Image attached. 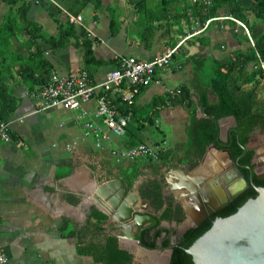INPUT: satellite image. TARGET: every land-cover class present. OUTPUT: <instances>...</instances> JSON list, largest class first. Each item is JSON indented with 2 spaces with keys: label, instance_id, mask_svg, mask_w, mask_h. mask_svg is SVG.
<instances>
[{
  "label": "crops",
  "instance_id": "obj_1",
  "mask_svg": "<svg viewBox=\"0 0 264 264\" xmlns=\"http://www.w3.org/2000/svg\"><path fill=\"white\" fill-rule=\"evenodd\" d=\"M20 1L11 8L0 0V22L5 21L11 11L16 12ZM23 1L29 3L27 17L41 29L42 36L37 38V45L46 62L41 65L62 75L86 69L95 83L103 82L117 67L118 58L152 59L176 46L189 33L201 29L183 41L167 66L156 69L151 84L140 88L129 105L128 124L121 135L108 131L102 118L97 116L96 96L76 110L62 107L39 110L35 93L44 81L25 72L31 64L29 55L34 50L28 36L11 38L12 48L23 59L17 62L10 80L16 101V109L6 120L11 140L0 142V247L9 264H101L79 249L81 239L88 242L103 240L105 236L117 238L119 247L132 255V264H166L168 249L160 245L149 249L135 240L116 236L122 231L105 214L106 203L95 198L96 190L107 182L120 179L126 185L134 209L141 213L147 210L153 215L140 188L149 180H159L164 186L166 203L179 205L184 219L190 222L200 217L203 206L191 201L184 183L202 181L203 186L210 183L218 191L217 195L210 188L207 197L211 201H217L226 193L224 185L212 181L228 171L224 153L216 149L205 152L204 159L193 167L188 164L162 165L159 160L147 158H138L132 164L131 160L118 161L113 152L141 143L162 142L169 149H177L187 142L191 121L189 110L183 105L158 102L165 98L168 90H178L190 82L192 57L202 55L224 60L233 53L248 52L252 48L254 39L264 29V22L250 11L255 1L237 0L248 10L246 18L250 30L245 23L242 22L247 30L237 23L238 19L229 13V5L219 8L217 16L199 25L197 20L190 18L192 10L187 8L184 0ZM193 1L196 0H187L188 3ZM69 14L80 15L82 25L69 22ZM81 30L92 42L89 63L85 62ZM247 69L253 71L254 64L250 62ZM126 87L123 83L120 89ZM120 89L103 94L122 114L118 109L124 103ZM259 91L264 100V79ZM100 92L102 94V91L98 94ZM196 114L197 118L203 117L198 107ZM232 117L222 118L223 136L225 131L228 135L229 129L235 127ZM85 122H92L108 133L109 138L100 147L95 145L92 135H84ZM260 132L256 129L250 136L253 151L258 152L261 146L264 147V133ZM73 142V148L67 149L66 146ZM181 167L188 173L180 171ZM133 172L138 175L130 187L127 180ZM221 186L224 191L218 189ZM114 188L116 194L120 193V185ZM100 215L103 216L102 234L97 237L87 234L80 239L76 232L88 221L98 223ZM65 222L67 226L64 227ZM165 222L170 228L177 224ZM154 231L151 230L149 235ZM129 232L134 234L135 227Z\"/></svg>",
  "mask_w": 264,
  "mask_h": 264
},
{
  "label": "trees",
  "instance_id": "obj_2",
  "mask_svg": "<svg viewBox=\"0 0 264 264\" xmlns=\"http://www.w3.org/2000/svg\"><path fill=\"white\" fill-rule=\"evenodd\" d=\"M3 1L12 8L20 0ZM184 1H186L187 8L192 10L190 18L197 20L199 25H202L208 18L217 16L219 8L229 5V13L235 19L245 23L249 30L251 29L246 18L248 10L241 7L237 0H209V4H205L202 0L189 3L187 0ZM254 1V6L250 11L264 22V0ZM20 2L16 12L11 11L6 20L0 22V121H6L16 109L10 80L13 79L17 62L23 59L12 48L11 38H20L21 35L28 36L29 45L34 51L29 55L31 64L29 63L30 66L25 69V72L44 81L41 88L48 82L52 71L45 65H41L42 62L46 63L41 58L42 52L37 45V38L42 36V33L40 27L27 17L29 3L23 0ZM81 31L83 37L81 45L85 49V62L89 63L92 58V42L86 36L85 31ZM262 61H264V29L254 39V44L248 52L233 53L224 60L209 59L202 55L192 57L193 76L190 82L179 87L178 92L167 93L165 98L158 102L159 104L183 105L189 110L191 116L187 128V142L177 149H168L161 153L159 161L162 165L188 164L193 167L199 163L206 148L210 144H215L230 151L234 160L238 162L241 172L252 184L247 192L242 193L227 206L209 216L201 225L190 227L183 234L177 233L175 228L167 229L158 226L161 221H174L179 224L184 220V212L179 205H174L171 202L166 203L162 182L154 179L141 186L140 194L150 203L152 214L158 223L142 231L140 243L149 249L156 248L158 240H160V246L163 249L171 246L172 253L169 264H193L192 257L186 252V249L209 229L215 218L234 213L247 199L256 196V186L264 187V180L258 179L253 172L254 151L244 148L256 129L264 130V100L261 99L259 91L260 84L264 79ZM250 62L254 64L255 69L249 72L247 66ZM34 70L38 72L33 73ZM197 102L205 115L200 118H197L196 114ZM130 104L124 102L118 106V109L122 114L127 115ZM227 116L235 118L236 126L229 129L227 141L223 142L219 135L218 120ZM180 153L181 158L178 159ZM130 162L133 164L134 161ZM137 175V172H133L127 180L128 186H132ZM99 218L97 219L98 223L88 221L82 230L74 231V233H78L80 239L87 234H92L95 237L101 235L103 216L100 215ZM65 226H67V222H65ZM151 230H155L153 235H149ZM171 237L175 238L173 243ZM81 243L80 252L91 255L95 262L132 264V255L119 247L118 240L114 236H105L103 240L88 242H83L81 239Z\"/></svg>",
  "mask_w": 264,
  "mask_h": 264
},
{
  "label": "water",
  "instance_id": "obj_3",
  "mask_svg": "<svg viewBox=\"0 0 264 264\" xmlns=\"http://www.w3.org/2000/svg\"><path fill=\"white\" fill-rule=\"evenodd\" d=\"M197 107L202 116H205L199 103H197ZM221 121L222 118L218 120L219 135L220 139L225 142L227 141V131L224 132L223 136ZM234 126H236L235 120ZM250 143L251 137L244 146L246 150L253 148ZM211 148L223 152L225 155L228 171L221 177L213 178L212 181L214 184L221 183V185H224L226 193L221 198L219 197L217 201H211L207 197L210 188L217 195L218 191L210 183L209 186H203L202 181L196 182L194 179H192L194 181L192 183H184L188 197L191 198L192 202H200L203 209L198 219L190 222L185 218L179 223L182 224L181 228L179 227V234H183L190 227L201 225L209 216L227 206L252 186L228 149L210 144L205 152L207 153ZM206 153H204L201 160L204 159ZM258 159V152L254 150L252 164ZM180 171L188 173V170L183 167L180 168ZM258 178L261 180V177ZM115 185H120V193H115ZM218 189L223 190L224 188L221 186ZM255 191L256 196L247 199L234 213L215 218L209 229L186 249V252L192 257L193 264H264V187L256 186ZM95 198L98 201L101 198L106 203L107 211H105V214L112 219L114 226L122 231V234L116 235L119 239L128 238L140 243L142 231L158 223L157 219L149 214L147 210L141 213L134 209L126 185L120 179L99 186ZM165 223V221H161L159 225L167 227ZM133 227H135V232L130 234L129 231ZM174 240L173 237L171 242L173 243ZM157 245L159 246L160 242ZM166 249H168L166 264H169L172 248L170 246Z\"/></svg>",
  "mask_w": 264,
  "mask_h": 264
},
{
  "label": "built area",
  "instance_id": "obj_4",
  "mask_svg": "<svg viewBox=\"0 0 264 264\" xmlns=\"http://www.w3.org/2000/svg\"><path fill=\"white\" fill-rule=\"evenodd\" d=\"M202 1L205 4H209V0ZM68 20L71 23L82 25V17L80 15L74 16L69 14ZM236 21L247 30L242 22ZM200 31L201 29L189 33L176 46L169 48L160 56L152 59L138 60L130 56L118 58L117 67L109 73L103 82H93V78L86 69L68 75L51 71L48 82L35 93L39 101V110L54 107L76 110L83 103L96 96L98 98L97 116L102 118L108 131L121 135L126 130L128 116L119 114L118 110L108 103L103 92H109L117 88L120 89L124 83L127 87L120 89L122 101L132 103L140 88L153 82L156 69L167 66L183 41ZM261 66L264 70V61L261 62ZM99 91H102V94L101 92L98 94ZM174 92H178V90L167 91L169 94ZM84 135H92L97 147H100L101 143L109 138L107 132H104L92 122H85ZM10 140L9 123L0 121V142H9ZM74 145L75 142L67 145L66 148L71 149ZM168 149L165 142L152 145L141 143L130 149L118 150L113 153L118 161L136 160L138 158L159 160L161 153L166 152ZM0 264H9V260L1 247Z\"/></svg>",
  "mask_w": 264,
  "mask_h": 264
},
{
  "label": "flooded vegetation",
  "instance_id": "obj_5",
  "mask_svg": "<svg viewBox=\"0 0 264 264\" xmlns=\"http://www.w3.org/2000/svg\"><path fill=\"white\" fill-rule=\"evenodd\" d=\"M253 172L255 173V175L258 177H261V180H264V158H259L258 161L256 160V162L253 164ZM259 179V178H258ZM251 188V187H250ZM250 188L246 189L244 192H247ZM243 192V193H244ZM159 227H163L161 225H158ZM163 228H167L169 229L170 227H163ZM171 229V228H170ZM177 233L178 230L176 229ZM173 237H171L172 239Z\"/></svg>",
  "mask_w": 264,
  "mask_h": 264
},
{
  "label": "rangeland",
  "instance_id": "obj_6",
  "mask_svg": "<svg viewBox=\"0 0 264 264\" xmlns=\"http://www.w3.org/2000/svg\"><path fill=\"white\" fill-rule=\"evenodd\" d=\"M261 132H263L264 133V130H262ZM260 132V133H261ZM258 155H259V158L261 157V158H263V155H264V147H260L259 149H258ZM168 226H169V224H167ZM181 226H182V224H176L175 226H174V228L175 229H177L178 231H179V229L181 228ZM180 227V228H179Z\"/></svg>",
  "mask_w": 264,
  "mask_h": 264
},
{
  "label": "bare ground",
  "instance_id": "obj_7",
  "mask_svg": "<svg viewBox=\"0 0 264 264\" xmlns=\"http://www.w3.org/2000/svg\"><path fill=\"white\" fill-rule=\"evenodd\" d=\"M104 206V205H103ZM164 260V259H163ZM164 262V261H163Z\"/></svg>",
  "mask_w": 264,
  "mask_h": 264
}]
</instances>
